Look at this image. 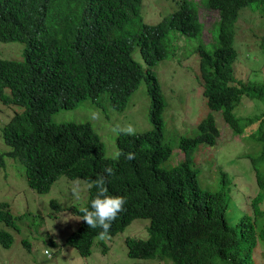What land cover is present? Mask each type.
<instances>
[{
    "label": "trees",
    "instance_id": "trees-1",
    "mask_svg": "<svg viewBox=\"0 0 264 264\" xmlns=\"http://www.w3.org/2000/svg\"><path fill=\"white\" fill-rule=\"evenodd\" d=\"M176 3L168 17L146 24L140 16V0H0V41L25 44L19 49L20 58L0 57V103L19 108L0 128L1 142L8 148L0 154V167L3 158L19 162L27 184L38 192L48 191L59 176L80 179L86 185L84 201L68 207L80 219V209L90 205L97 191L88 182L111 167L108 194L123 196L127 202L109 236L123 232L134 218H148L147 237L125 239L134 264H162L165 259L173 264H253L254 247L264 245V218L257 219L264 214L259 208L264 176L255 169L258 191L251 199L252 213H243L231 223L227 185L217 191L201 188L192 162L198 146L216 144L215 119L208 114L192 136L180 134L167 140L162 117L167 99L153 67L174 55L175 45L167 38L170 30H174L170 40L179 35L197 38L202 29L197 6L216 9L209 42L213 47L198 40L195 48L201 95L210 110L221 113L234 136L258 121L247 137L262 145L259 157L264 159V110L234 113L245 100L264 104V81L238 78L233 72L237 23L246 9L259 16L251 27L259 29L257 54L264 60V0ZM132 21L139 24L134 36L127 33ZM135 46L142 62L133 56ZM140 86L141 96L129 100ZM139 99L147 103L151 129L115 139L116 150L135 153L130 161L124 156L113 160L89 121L50 120L53 112L75 108L83 100L91 103L87 111L99 107L107 115L112 107L123 113ZM174 147L181 150L183 160L170 165ZM221 176L226 183L225 174ZM52 205L60 209L56 202ZM0 222L15 227L5 201H0ZM99 231L79 220L65 243L85 257ZM11 242L9 232L0 228V245L8 247ZM146 259L156 262L145 263Z\"/></svg>",
    "mask_w": 264,
    "mask_h": 264
},
{
    "label": "rangeland",
    "instance_id": "rangeland-1",
    "mask_svg": "<svg viewBox=\"0 0 264 264\" xmlns=\"http://www.w3.org/2000/svg\"><path fill=\"white\" fill-rule=\"evenodd\" d=\"M176 0H142L140 16L144 22L155 23L176 9ZM238 19L234 47L238 56L233 65L236 77L251 81H264V60L257 54L259 29L252 23L259 17L251 10H244ZM198 19L202 23L200 36L187 37L173 35L174 30L168 33V41L175 45L174 55L158 60L153 71L162 85L163 96L167 99L162 117L167 125L164 136L173 140L180 134L192 136L196 124L208 114L215 119L219 129V136L214 146H198L193 153L192 162L198 168L196 175L201 188L217 191L222 186L228 198L227 218L231 223L243 213H252L251 199L255 197L258 186L255 178V169L264 176V159L259 152L261 144L249 138L257 123L245 127L241 136H234L230 127L225 123L219 111L210 110L205 98L201 95V86L197 82L198 57L195 48L198 40L212 48L211 30L213 22L218 17L216 9H207L197 6ZM254 15V16H252ZM261 27H264L261 23ZM139 29L136 21L128 26L127 33L134 36ZM1 42V41H0ZM23 42L8 41L0 43V57L18 59L19 49H23ZM133 56L142 62L137 46L134 47ZM142 86L135 90L131 98H137ZM128 100V101H129ZM243 100V99H242ZM90 101L83 100L72 109H58L50 116L53 122L60 121H89L94 130L99 134L104 143L107 154L116 151V134L112 132L115 124L125 125L131 123L136 131L151 129L148 121L147 103L142 99L134 100L128 104L123 113H118L112 107L109 114L105 115L101 108L92 107L88 111ZM238 107V108H237ZM234 113L250 114L264 110V104L252 100H245L238 105ZM16 106H5L0 103V128L7 119L13 115ZM91 110H99L101 118L91 120ZM8 151L1 142L0 154ZM183 160V153L174 147L168 164L174 165ZM4 167H0V201L8 204V209L14 217L15 227H9L0 222V228L9 232L13 242L8 247L0 245V264H134L135 260L128 257L125 239L147 237L146 224L148 218H134L123 232L108 236L107 239L96 238L90 248L89 255L80 256L77 251L65 243L67 237L74 232L79 216L71 213L68 207L71 204L80 205L85 198L86 185L80 179H69L59 176L46 192H38L31 188L25 179L23 165L17 161L3 158ZM221 174H225L226 183L222 182ZM79 185V199L71 193L75 185ZM264 190V189H263ZM59 208H55L52 202ZM259 208L264 211V196L259 202ZM264 218V214L257 217ZM26 242V245L23 243ZM103 250V251H101ZM253 264H264V245L258 244L253 249ZM145 263L156 262L155 259H146ZM162 264H173L170 260Z\"/></svg>",
    "mask_w": 264,
    "mask_h": 264
},
{
    "label": "clouds",
    "instance_id": "clouds-1",
    "mask_svg": "<svg viewBox=\"0 0 264 264\" xmlns=\"http://www.w3.org/2000/svg\"><path fill=\"white\" fill-rule=\"evenodd\" d=\"M142 0L139 4V12ZM170 15V14H169ZM164 16L160 20L168 17ZM159 20V21H160ZM157 21V22H159ZM144 22V21H143ZM155 22V23H157ZM146 24H155L147 23ZM101 118L99 110H91L90 119L95 121ZM112 132L116 135L134 136L136 134V128L133 124L128 123L125 125L115 124L112 127ZM121 156H124L126 160L135 159V153L128 152L124 153L119 149L116 150L113 155V160H119ZM105 174H98L93 180H90L89 186L96 188V195L90 200V205L82 207L80 212L82 213L81 219L88 228L96 229L99 228L98 238L100 240L107 239L110 233L111 225L117 216L125 211L126 198L118 195H109L107 188V176L114 175V170L111 167L104 169ZM75 198L79 199V185H75L71 193Z\"/></svg>",
    "mask_w": 264,
    "mask_h": 264
},
{
    "label": "bare ground",
    "instance_id": "bare-ground-1",
    "mask_svg": "<svg viewBox=\"0 0 264 264\" xmlns=\"http://www.w3.org/2000/svg\"><path fill=\"white\" fill-rule=\"evenodd\" d=\"M27 44V43H26Z\"/></svg>",
    "mask_w": 264,
    "mask_h": 264
}]
</instances>
